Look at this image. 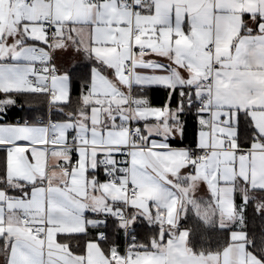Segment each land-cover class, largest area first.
Segmentation results:
<instances>
[{"label": "crops", "instance_id": "obj_1", "mask_svg": "<svg viewBox=\"0 0 264 264\" xmlns=\"http://www.w3.org/2000/svg\"><path fill=\"white\" fill-rule=\"evenodd\" d=\"M81 2L87 9L84 16L75 11ZM262 16L264 0H148L136 1L134 9L115 1L0 0V65L20 66L30 72L26 81L20 82L22 86L47 88L41 93L48 94L57 112H64L62 107L69 103L71 91L69 94L66 88L54 92L52 78L66 79L71 89L67 71L89 61L97 63L91 69L90 88L83 97V113L45 118L64 129V134L54 140L48 135L51 147L35 140L29 142L23 133L5 135L0 142L6 153V169L0 178V264H21L28 249L22 246L17 229L33 224L45 231V245L40 249L42 264H263L249 251L247 234L241 227L243 204L253 200L257 192L264 194V152L242 156L238 151L264 149V83L260 85L262 90L225 104L222 110L231 115L233 123L221 124L220 109L214 100L209 103V91L215 92V69L220 67L217 58L227 62L231 53L235 63L238 46L241 54L252 53L264 37L259 31L264 26ZM161 18L166 22L160 23ZM46 21L53 29L50 47L57 71L51 78L45 70L38 71L39 57L26 51L46 45L41 43L46 40ZM178 38L182 44L191 43L196 48L195 63L181 61L175 51L167 52V59L148 54L159 51L160 42L175 47ZM137 42L140 47L133 51ZM116 54L127 56L133 68L146 61L170 67L175 74L171 86L178 91L172 104H150L145 90L151 88L144 86L147 81L143 78L137 80V70L130 79L106 67L108 58ZM243 58L251 61L248 55ZM173 61L183 63V67L177 71L178 64ZM248 70L256 79L264 80V68L253 63ZM205 76L212 81L209 89L200 88ZM17 84L15 80L6 81L0 93H35L16 90L13 85ZM181 90L182 109L177 107ZM201 101L203 107L199 108ZM11 104L10 99L0 100V125L45 126L37 122L41 117L33 122L5 121L2 110ZM198 113L203 114L202 119ZM236 113L240 115L238 134ZM190 118L195 119L199 131L195 145H172L169 138L174 131L179 133L185 127L182 122L187 124ZM221 132L228 134L221 136ZM71 137L79 146H68ZM185 137L184 133L183 140ZM128 145L134 148L129 155L127 178L119 185L107 184V170L101 167V160L119 165L122 149ZM202 150H208L205 159L200 157ZM74 159L77 167L69 172L58 168L59 164L70 166ZM144 176L152 177V182H145ZM126 184L139 188L136 198L122 192ZM69 187L75 190L73 195L78 193L75 200L79 211L73 210L76 219L53 210L62 199L58 192ZM21 202L30 207H21ZM121 213L129 223L114 218ZM23 216L31 218L29 224L22 222ZM192 216L205 226L230 229V244L220 253H194L189 231L179 228ZM138 220L157 226L160 234L153 249L142 248L135 259H131L132 251L121 252L100 237L101 229L111 221L125 230ZM84 234H90L91 239L79 253L76 244L72 248L67 238Z\"/></svg>", "mask_w": 264, "mask_h": 264}, {"label": "snow or ice", "instance_id": "obj_2", "mask_svg": "<svg viewBox=\"0 0 264 264\" xmlns=\"http://www.w3.org/2000/svg\"><path fill=\"white\" fill-rule=\"evenodd\" d=\"M76 14L78 16H84L87 13V9L84 7L83 3H78L75 7ZM262 21H264V16L261 17ZM160 23L166 22L163 18L159 20ZM259 31L264 32V26L259 28ZM179 36V33L177 34ZM185 41H187V37H185ZM41 43H46L45 41H41ZM243 43V42H242ZM133 47V51L140 47L139 42H137ZM206 47V45H205ZM27 52L33 51V49H26ZM175 51L176 55L181 58V61L187 60L188 64L191 65L196 62L197 59V50L191 43L182 44L181 40L178 38L175 42V47H173L170 42L165 44L164 42H160V50L148 53L149 55H163L165 59H167V52ZM244 55H248L251 58L250 60L244 59ZM178 64L177 71H179L180 67H183V63L173 61ZM255 64L257 68H264V37H262L258 41V47L252 51V53H248L245 51L241 54L240 47L237 48L235 63L232 62L231 53L227 58V62L225 60H221L217 58V64L220 67L215 69V92L213 93L211 90L209 91L210 101L212 103L213 100L216 103V106L220 111L218 112V117L220 118L221 124L223 123H233L231 115L226 114L222 109L225 104L229 101H232L236 98H247L250 93L260 89V85L264 83V80L256 79L253 76V73L249 71L252 67V64ZM124 65H130V59L123 54H116L108 58L106 62V67H111L113 73L121 72L123 75L128 74V68ZM54 67V66H53ZM207 67V66H205ZM134 70H137V80L139 81L141 78L147 81L144 85L151 89H166L168 91V96L166 97L164 103L167 105H171L176 89L171 86L172 81L174 79V73L170 67L165 65H161L159 63L152 64L150 62H144L143 64L135 65ZM142 70V71H139ZM47 71V69H45ZM31 73L26 71L23 67L20 66H3L0 65V86H2L6 81L15 80L18 82L17 85H13L16 90L19 91H35L34 88H24L22 86L23 81H26L27 76ZM65 77L67 74H64ZM205 79L208 77L205 76ZM47 82V77L45 78ZM52 86L54 92H63L66 88L69 90L70 87L67 83L66 79H57L55 77L52 78ZM47 88L41 89V91H47ZM181 100L177 101V107L183 106V96L184 93L181 90L180 93ZM53 101L56 100V97H52ZM191 105H189L190 107ZM231 106V105H230ZM4 114H7V109L2 110ZM201 113H198V117L202 119ZM2 118V117H0ZM198 119V123L200 122ZM185 124V127H181L179 133L173 132V136L170 137L171 144L177 143V137H179V141L182 142L184 133L186 131V121L182 122ZM236 132L239 133V125H240V115L236 113V118L234 121ZM50 129L47 126L44 127H23L19 128L14 125H0V142H3V137L8 135L19 136L21 133L24 134V138L29 142L35 140L37 143L46 144L47 137L49 135ZM51 132L54 136H61L64 134V129L59 128L57 125L53 124L51 128ZM226 132H221V136L227 135ZM197 136H199V131L197 132ZM15 142V141H13ZM165 146H170L169 144H165ZM237 148L240 145H236ZM26 159V157H25ZM18 162L23 163V160H18ZM145 182H152V177L144 176L142 177ZM34 182V181H33ZM75 190L71 187L68 188L67 191L60 190L58 192L59 196L62 198L61 202L56 203L54 205L53 210L59 211L64 214L66 218L76 219L73 215V210L79 211L78 202L75 200V195L78 193H73ZM28 194L25 193V196ZM33 197L35 198V192H33ZM21 207L25 209L30 207V204L27 202H21ZM39 223L43 224L44 221H39ZM51 223V221H49ZM86 231V229H85ZM44 229L33 230L32 228L27 229H17V235L20 240L23 241V247L28 249V252L24 254V259L21 261V264H42L40 259L42 249L45 245V237L43 235Z\"/></svg>", "mask_w": 264, "mask_h": 264}, {"label": "trees", "instance_id": "obj_3", "mask_svg": "<svg viewBox=\"0 0 264 264\" xmlns=\"http://www.w3.org/2000/svg\"><path fill=\"white\" fill-rule=\"evenodd\" d=\"M95 61H89L72 67L67 71L71 81V94L68 104L62 107L64 112H57L50 104L49 96L46 93L29 94H1V99H10L13 104L6 106L7 114L5 121L15 122H33L41 117L64 118L65 113L72 114L83 113L86 104L83 101L90 88L91 69L96 66ZM135 90V89H134ZM148 99L150 104L163 105L168 95L166 89H149ZM178 91L175 92L177 95ZM82 108V109H81ZM86 109V108H85ZM197 125L194 118L187 120L185 139L178 141L176 146L195 145V136ZM6 169V153L0 148V178L4 175ZM1 187V186H0ZM262 208L259 210L258 205ZM239 205V204H238ZM243 225L242 230L246 232L248 239V249L260 262L264 264V194L257 192L255 198L248 203L243 204L242 209ZM110 224L101 229L109 245L116 246L119 251L123 252L125 247V230L118 227L112 221ZM180 229L189 231V245L196 254L220 253L229 244L230 229H222L218 225L205 226L199 219L190 217L179 224ZM131 233L136 236L137 243L141 249L151 250L155 242L158 241L160 230L157 226H152L144 220H138L130 229ZM91 239L90 234L69 236L67 238L69 245L73 248L76 244L75 251L82 253L86 242Z\"/></svg>", "mask_w": 264, "mask_h": 264}, {"label": "built area", "instance_id": "obj_4", "mask_svg": "<svg viewBox=\"0 0 264 264\" xmlns=\"http://www.w3.org/2000/svg\"><path fill=\"white\" fill-rule=\"evenodd\" d=\"M90 4H96V3H100V2H106V1H115L116 3L120 4L123 3L125 4L127 7L134 9L135 8V3L136 1H148V0H87ZM45 26V36H46V45L45 46H35L33 49V52L36 56L39 57L38 60V71H43L45 69H47L46 73L47 76L49 78L57 75V71L56 69L53 67L52 64V60H53V54H52V50L50 47V41L51 38L53 37V29H52V25L49 21H46L44 23ZM209 52H211V49H208ZM125 67L128 68V74L126 75L127 77H129L130 79H132L133 76V64L132 61H130V65H125ZM32 83H35V79L32 78L31 79ZM212 87V81L209 79H205L202 80L200 83V88L202 89H209ZM42 87L40 85H36L35 87V93L39 94L41 93ZM203 107V101L200 102L199 104V108ZM15 122L20 123V120H16ZM38 123H41L45 126H47L48 128L52 127L53 124H56L55 121L50 120V119H44V118H40L37 120ZM131 133L133 136H136V132L133 128L130 129ZM49 139L50 140H54L55 136L53 134H49ZM76 138L75 137H71L70 141H69V147H77L79 146L76 143ZM46 148L51 147L52 145L50 143H47L44 145ZM133 146H126L125 148L122 149L121 155H120V164L114 166L113 164H111L110 162H108L107 160H101L100 165L101 167L105 168L106 171V175H105V182L109 185H119L120 181L124 178H127L128 176V160H129V155H130V151L133 149ZM238 152H240V154L242 156H247L249 153H253V152H264V149L259 148V147H248V148H244L239 150ZM208 150H202L200 152V157L205 159L207 156ZM78 161L76 159H74L72 161V164L70 166H65L64 164H59L58 168L62 169L66 172H69L71 169H74L77 167ZM122 192H124L125 194L128 195L129 198H136L138 193H139V188L136 186H132L129 184L123 185L121 187ZM114 218L117 221H124L126 223H129V218L125 215V214H115ZM22 222L29 224L31 221V218L29 216H23L21 218ZM31 228L35 231L37 229H41L42 227L39 224H33L31 225ZM131 227L129 225H127V227L125 228V247H124V251L125 253L128 252H133V255L131 257V259H135L137 257V254H140L142 249L139 246V244L137 243V239L136 236L133 235L130 231ZM45 234V231L43 233V235ZM102 240H106V237L104 235V233H102L100 235Z\"/></svg>", "mask_w": 264, "mask_h": 264}, {"label": "rangeland", "instance_id": "obj_5", "mask_svg": "<svg viewBox=\"0 0 264 264\" xmlns=\"http://www.w3.org/2000/svg\"><path fill=\"white\" fill-rule=\"evenodd\" d=\"M2 103V102H1Z\"/></svg>", "mask_w": 264, "mask_h": 264}]
</instances>
